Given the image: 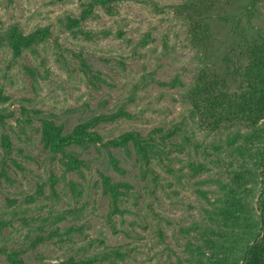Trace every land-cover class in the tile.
<instances>
[{"label":"rangeland","instance_id":"rangeland-1","mask_svg":"<svg viewBox=\"0 0 264 264\" xmlns=\"http://www.w3.org/2000/svg\"><path fill=\"white\" fill-rule=\"evenodd\" d=\"M184 1L113 0L108 12L95 7L94 16L77 27L93 33L86 40L65 27L66 19L78 16L77 0H0V37L9 26L22 34L48 29L45 39L19 56L0 45L5 98L0 112L6 114L0 142L3 136L9 141L7 151L0 146V222L8 223L0 230V264H6L1 251H19L25 264H58L70 256L98 259L114 249L123 256L96 264H187L185 245L193 234L181 229L202 221L207 207L196 189L210 200L221 183L242 171L223 143L233 131L207 133L188 117L186 93L202 62L188 47L185 25L174 12ZM231 6L219 11L223 20L214 19L221 33L216 35L221 68L219 58L227 56L228 32L239 13ZM249 26L250 33L264 32V0H258ZM145 35L150 40L139 47ZM119 109L128 116L98 122L94 130L106 142L127 131L150 136L160 154L148 166L129 144L125 149L89 144L70 148L86 166L64 172L61 155L42 147L43 117L67 133ZM216 144L221 148L214 149ZM107 153L124 173L111 170ZM99 175L129 185L117 206L120 213L109 214ZM246 198L255 208L257 192ZM55 215L63 219L54 222ZM36 237L41 240L33 245Z\"/></svg>","mask_w":264,"mask_h":264},{"label":"trees","instance_id":"trees-1","mask_svg":"<svg viewBox=\"0 0 264 264\" xmlns=\"http://www.w3.org/2000/svg\"><path fill=\"white\" fill-rule=\"evenodd\" d=\"M111 1L113 0H77L78 16L66 19L65 27H74L71 33L80 35L83 39H92L93 33L81 31L77 27L84 20L94 16L95 7L108 12L107 4ZM242 1L185 0L174 8L175 14L185 25L188 47L202 62L194 84L186 93L185 99L189 103L188 117L193 124H198L207 133L217 134L231 129L233 132L223 143L227 150L237 157L233 162L235 161L238 169L244 172L233 173L229 183H221L217 194L210 200L206 198L204 190L196 189L206 201L207 207L202 208V221L181 229L186 236L193 234V242L187 240L185 245L189 256L185 259L187 264H264V32L259 29H255L253 33L248 32L250 18L258 0H247L248 5L240 8L238 2ZM231 5L239 9V13H235V23L228 32L227 56L219 58L222 69L216 62V35L221 33L214 19L223 20L222 16H218L219 11L232 7ZM241 9L244 14L243 24L240 18L243 16ZM100 34L104 36L108 32L102 31ZM95 35L97 36V33ZM47 36L46 27L22 34L15 26H9L0 37V45L5 44L16 57L25 48ZM149 40V36L145 35L137 45L143 47ZM175 82L174 79L172 85ZM4 99L0 96V100ZM118 115L128 116L119 109L109 117H92L77 124L67 133L62 132L61 125H55L49 118L43 117L39 126L42 147L50 155H61L65 160L64 172H77L80 167L86 166L84 161L76 158L70 148L74 146L84 149L89 144L93 147L98 144L101 147L121 149L130 145L134 154L148 166L149 160L158 158L160 154L150 136L140 137L134 131H127L106 142L102 141L99 133L94 130L98 122L110 120ZM4 118L6 114L0 112V125L4 124ZM189 129L192 127L189 126ZM241 129L248 131L242 133ZM237 139L239 143L235 145ZM0 146L3 151L9 149L7 137H1ZM221 146L216 144L213 148L218 149ZM107 160L111 170L118 174L124 173L110 153H107ZM99 180L102 193L109 199V214L120 213L117 206L127 194L129 185L124 182H112L105 175H99ZM246 184L252 186L246 189ZM69 186L70 191L74 193V185L70 183ZM254 192L258 194L255 208L246 198L251 194L253 196ZM53 219L58 222L63 216L55 215ZM6 224L8 223L0 222V230ZM51 233L57 234L54 230ZM40 240V237H36L32 244ZM1 252L6 264H25L19 257V251ZM111 256L121 258L123 255L114 249L98 259L94 256H70L58 264H96Z\"/></svg>","mask_w":264,"mask_h":264}]
</instances>
